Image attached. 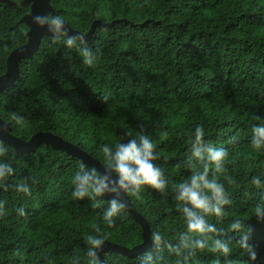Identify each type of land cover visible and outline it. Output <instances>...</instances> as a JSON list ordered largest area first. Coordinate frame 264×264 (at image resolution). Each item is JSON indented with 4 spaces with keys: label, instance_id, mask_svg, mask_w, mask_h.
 I'll list each match as a JSON object with an SVG mask.
<instances>
[{
    "label": "trees",
    "instance_id": "trees-1",
    "mask_svg": "<svg viewBox=\"0 0 264 264\" xmlns=\"http://www.w3.org/2000/svg\"><path fill=\"white\" fill-rule=\"evenodd\" d=\"M50 3L53 15L62 16L82 34L96 20L117 22L97 27L86 40L98 57L89 68L75 52L43 37L33 59L20 61L16 83L0 92V118L10 124V132L28 140L50 131L101 162L103 144L144 131L155 143L156 163L169 179V190L163 196L148 190L139 199L129 197L150 233L159 230L175 242L184 224L171 185L190 175L182 167L189 133L202 125L204 138L228 151L225 175L235 180H223L233 203L218 227L232 235L228 225L234 217L250 224L257 264H264V222L253 215L264 190L250 182L254 175L264 180V150H253L249 143L256 117L264 119V0ZM24 14L16 7L0 6V75L8 55L26 43L15 27ZM13 112L25 117L22 125L10 118ZM6 146L15 170L8 183L27 178L31 195L12 187L0 189L8 210L0 217V264H71L73 256L87 264L86 237L101 223L107 201L93 208L88 199L72 197V176L82 160L45 145L31 153ZM19 207L25 209L24 216L17 214ZM209 219L216 223L214 217ZM101 227L107 242L133 248L143 240L141 227L125 209L115 227ZM157 254L175 264L166 250ZM140 255L108 250L104 264H137ZM214 258L202 251L190 264H212ZM232 258L246 260L239 249Z\"/></svg>",
    "mask_w": 264,
    "mask_h": 264
},
{
    "label": "clouds",
    "instance_id": "clouds-1",
    "mask_svg": "<svg viewBox=\"0 0 264 264\" xmlns=\"http://www.w3.org/2000/svg\"><path fill=\"white\" fill-rule=\"evenodd\" d=\"M32 23L41 28L46 27L51 34V41L75 52L84 66L89 68L97 61V53L89 47L84 35L68 34L62 16L37 14L32 17ZM10 118L17 125H22L25 119L15 112L10 113ZM256 120L258 123L251 127L249 143L253 150L261 151L264 150V119L257 116ZM162 134L167 135V132ZM189 135L190 146L182 167L188 169L190 175L182 182L171 185L184 230L176 234L175 242L166 239L159 230L153 231L151 247L141 253L137 264H168L164 256L154 255L161 249L175 257V264H190L192 258L202 251L215 257L212 264H257V250L251 242L253 228L250 224L234 217L228 225L232 235L218 227L233 203L223 182L227 180L229 184L235 183L234 179L225 175L228 151L207 141L202 125L197 124ZM128 137L100 147V169L81 164L72 176L71 195L74 199H88L93 208H100L107 201V206L103 207L100 214L101 223L94 225L93 232L86 237L87 264H103L100 254L107 234L101 224L108 229L116 226L117 219L126 207V195L139 199L148 190H154L162 196L168 194L170 182L162 167L156 163L159 155L151 136L144 131H137L134 135L128 134ZM14 171L8 160V147L0 139V189L12 187L17 193L30 196L31 187L27 178L14 185L8 183ZM250 182L257 189L264 190V180L260 176H252ZM16 212L19 216L26 214L23 207L17 208ZM7 215L5 201L0 199V217ZM253 215L257 222H264V200L255 204ZM213 217L216 223L210 222L209 218ZM234 249H239L246 260L233 259ZM71 264H81V258L73 256Z\"/></svg>",
    "mask_w": 264,
    "mask_h": 264
},
{
    "label": "water",
    "instance_id": "water-1",
    "mask_svg": "<svg viewBox=\"0 0 264 264\" xmlns=\"http://www.w3.org/2000/svg\"><path fill=\"white\" fill-rule=\"evenodd\" d=\"M0 6H13L21 9L25 14L16 22L17 31L22 32L26 37V43L17 49L13 50L7 57L6 70L0 75V92L4 89L13 86L20 76V61L33 59L34 55L39 50L43 37L50 36L47 28H41L32 23V17L35 15H49L55 12L54 7L51 5L50 0H0ZM121 21H126L125 19ZM117 21L109 23H102L100 20H96L92 23L89 31L86 34L73 29L68 23L66 28L69 35H76L80 33L84 35L85 41L90 39L96 31L97 27H111ZM11 126L5 120L0 118V139L5 144L12 147L17 153H31L37 151L41 145L51 147L53 149L64 152L67 156L76 157L82 160V162L90 167H96L100 169L102 167L99 160L94 159L83 149L78 146L64 140L62 137L55 135L50 131L37 132L32 135L28 140H24L20 137L13 135L11 132ZM109 197H105L108 199ZM125 210L129 213L130 217L141 227L142 229V242L133 247L127 248L123 245L104 241L105 246L101 252V257L104 264V252L111 250L126 256H133L145 252L150 243V227L147 220L137 211L134 203L130 199L129 195L124 197Z\"/></svg>",
    "mask_w": 264,
    "mask_h": 264
}]
</instances>
